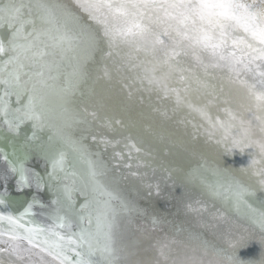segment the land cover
I'll return each instance as SVG.
<instances>
[{"label": "snow or ice", "instance_id": "6c2138e0", "mask_svg": "<svg viewBox=\"0 0 264 264\" xmlns=\"http://www.w3.org/2000/svg\"><path fill=\"white\" fill-rule=\"evenodd\" d=\"M76 5L101 28L93 29L83 23L81 17L63 4L47 0L29 3L0 0V29L6 33L0 37V86H3L0 117L9 133L19 135L21 126L30 122L33 131L27 138L29 141L38 140V133L47 130L51 133L49 141L58 138L81 159H86L85 146L53 123L51 103L56 96L61 112L68 110L72 98L88 82L89 59L97 51L102 52L104 44L109 49L126 46L127 61L142 73L141 79L165 94L177 93L178 101L180 97L171 86L173 83L183 84L185 92L207 89L210 70H219L230 84L245 89L248 110L253 111L256 127L264 133V12L253 11L242 0H76ZM106 55L111 56L112 52ZM104 74L108 76L107 71ZM193 85L197 87L193 89ZM201 115L210 119L204 112ZM228 116V122H217L225 131L238 127L246 134L254 132L251 120L241 119L236 125L232 123L236 117L231 112ZM260 150L264 153V144ZM4 159L8 161L7 156ZM65 159L66 153L60 150L52 160L50 178H57L54 175L57 168L64 170ZM8 163L11 172L19 176L18 187L33 186L29 173L35 178L37 190L45 186L40 174L26 168L23 162ZM87 163L84 186L63 188L68 213L75 211L74 193L78 192L85 201L75 220L67 214L57 217L56 226L67 228V233L55 232L50 226L49 235L41 241L36 237L45 229L27 228L22 236L13 232L12 239L27 240L56 264H120L124 250L116 247L118 209L127 211L128 207L123 201L117 203L119 198L101 183L99 178L106 174L103 165L91 159ZM212 174L221 175L218 170ZM259 174L264 176V170ZM259 184L264 190V178ZM208 187L238 211L250 212V219L264 232V210L252 208L246 198L253 197L255 192L236 180ZM7 219L18 223L11 216ZM74 226L76 231H72ZM203 244L223 256L227 264H255L257 260H241L237 251L215 248L207 241ZM260 256H264V250Z\"/></svg>", "mask_w": 264, "mask_h": 264}, {"label": "water", "instance_id": "95a60500", "mask_svg": "<svg viewBox=\"0 0 264 264\" xmlns=\"http://www.w3.org/2000/svg\"><path fill=\"white\" fill-rule=\"evenodd\" d=\"M29 2L33 1L24 0V3ZM5 34V31L0 29V37L5 36ZM218 72L220 71L218 70ZM248 79L253 82L251 77H248ZM2 93L3 86H0V94ZM93 93L95 94L94 91ZM12 102L15 104V97L12 98ZM129 107L118 106L117 108L122 113L119 114L120 112L116 111L118 114H115V119L111 120L113 121L111 122L113 126L103 124L102 121V125L98 124L100 128L97 129L98 131L95 134L92 132L95 130L94 126H82L76 119L72 118L68 120V116L64 115L65 112H61L59 105L52 107L53 111L56 110L53 123L62 127L72 140L85 146L88 154L86 159H81L78 153L73 152L71 148L60 142L58 138H53L49 141L48 136L51 133L47 130L38 133V140L29 141L27 138L32 135L33 131L30 122L21 126L19 135L9 133L3 123V117H0V200L4 201V203H0V233L12 238L13 232L22 236L27 228L45 229L43 233L36 237L41 241L49 235L47 229L50 226L55 232L67 233V228L56 226L59 224L57 217L67 214L75 220L80 205L85 201L84 197L80 196L78 192L74 193L75 211L68 213L67 202L63 194L64 186L68 185L77 189L84 186L89 169L87 159L100 164L99 161L102 159L109 161L113 158L111 162L103 165L106 174L99 179L107 191L119 198L117 203L123 201L128 207L127 211L122 207L118 209L119 215L117 219L119 227L116 234V247L124 250L121 253L120 264H145L148 259L145 260L146 262L140 263L139 258L149 255L146 252V247L156 250L158 245L161 246L163 243L166 249L171 250L173 247H169L170 240H172L171 243L177 240L180 245L190 246L198 251H200L201 246H204V241H207L209 245L215 248L231 251L225 242L210 237L209 233L203 229L183 222L179 218L180 215L182 216L181 213L172 212L169 209L166 211L164 206L170 205L165 203L166 200L158 198L155 194L157 192L170 193L168 190L163 191L158 184L155 186L154 182L156 179H162L178 187L176 189L182 199L173 202L167 200L173 205L171 208L179 207L183 203L181 201H193L196 204L207 207L214 214L223 216L227 221L239 224L256 237H264V232L260 231L252 223L250 219L252 214L250 212L236 210L231 203L225 202L228 200H225L223 196H221L220 200L207 196L201 190V187H209L201 181V177L202 175L210 176L211 181L208 182V185L217 183L218 179L216 177L227 182L231 180L240 182L250 191L255 192L253 197L246 198L249 201L259 200L261 208L264 205V194L260 195L250 187L247 181L242 180L235 174H231L234 172L230 173L220 163L215 162L219 166L209 164L208 161H205L197 154L176 147L172 140L167 138L169 135L164 129H159L157 125L154 126L153 122L147 119L148 117L141 110L138 112L130 105ZM114 109L116 110L115 107ZM137 113H142L147 118ZM95 114L100 119L109 117L99 115L97 111ZM117 121H119V124H115ZM89 122L93 123L92 120H89ZM39 145H43V148L39 147ZM90 148L92 149L90 150ZM136 149H139V151ZM60 150L66 153L64 170L61 171L57 168L54 173L57 178L52 179L49 177V173L53 172L52 160L58 157ZM25 154H27L26 159ZM5 156L8 157V161L23 162L26 168L39 173L45 186L37 190L34 184L35 178L29 173V179L33 186L18 187L17 180L19 176L11 172L8 161L4 159ZM129 163L143 165L146 169L143 170V174L148 179L141 184L139 183L140 185H132L133 187L128 191H122L125 188L119 185L121 180L114 174L117 171L119 175L121 173L118 172L120 171L119 167ZM213 170H218L221 175L214 176L212 174ZM132 171L130 169L128 172ZM110 183H113V192L108 188ZM141 193L151 195L149 200L140 201L134 197V195ZM101 199H107V197H101ZM54 201L57 202L54 203ZM29 205H31L30 208ZM9 216L18 221V223H10L7 219ZM21 216L23 217L22 219ZM19 225H23V227ZM76 230L77 228L74 226L72 231ZM16 241L29 245L28 241L24 239H16ZM252 252L250 250L245 252L239 249L237 250V256L241 260L260 258ZM257 253L260 254V252ZM149 256L153 258L152 253ZM0 264H14V262L7 260L4 263L0 261Z\"/></svg>", "mask_w": 264, "mask_h": 264}, {"label": "bare ground", "instance_id": "6f19581e", "mask_svg": "<svg viewBox=\"0 0 264 264\" xmlns=\"http://www.w3.org/2000/svg\"><path fill=\"white\" fill-rule=\"evenodd\" d=\"M32 1L34 2V0ZM47 2L66 5L81 17L83 23L91 25L93 29L101 28L100 25L88 19L87 13L78 8L76 0H47ZM242 2L251 5L253 11L264 12V4H262L261 0H242ZM102 48V52L97 51L88 61V82L81 87L77 95L72 98V103L67 106L68 110L64 115L68 116V120L72 118L76 119L82 126H94L95 130L92 132L95 134L98 131L97 129L100 128L98 124L102 125V121L103 124L113 126V123H111L113 121L111 120H114V115L118 114L116 111L120 112L119 114L122 113L117 108L118 106L122 105L130 108V105L138 112L141 110L148 118L143 116L142 113L137 114H142V117L152 121L154 126L157 125L159 129H164L169 135L167 138L172 140L176 147L197 154L205 161H208L209 164L219 166L218 164L220 163L230 173L234 172L231 174H235L242 180L247 181L250 187L260 195L264 194V190H261L259 184V181L264 178V176L259 174L264 170V159L260 157L258 152L251 149L246 150L243 155L239 150H234L232 156L226 155L231 147V142L223 139L225 129L221 128L219 123H217L218 121L228 122L230 119L228 113L231 112L236 117V120L232 121V123L238 125L241 119L251 120L256 137L260 138L262 136L259 128L256 127L257 122L254 119L253 111L248 110V101L243 87L237 84H230L224 78V74L218 72V70H210L212 71V76L207 78L209 84L207 89L201 88L199 91L191 90L185 92L183 84L173 83L171 86L177 89L180 97L178 101L177 93L169 92L165 94L159 88L149 85L147 81L141 79L142 73L138 69L132 68L127 61L129 50L126 46L120 45L109 49L107 44H104ZM108 51L112 52L111 56L106 55ZM68 70L70 71L71 69L69 68ZM105 71L108 72V76H105ZM192 87L195 89L197 86L193 85ZM56 105H59V100L56 96H53L51 106L55 107ZM96 111L99 115L109 117L100 119L95 114ZM201 112L206 113L210 119L201 115ZM93 113L95 115H92ZM89 120H92L93 123L89 122ZM115 124L119 123L115 122ZM231 131L236 134L239 129L234 127ZM252 159H255L257 163L254 166L247 167L249 160ZM111 160L105 161L102 159L99 163L104 165L111 162ZM215 162L218 164H215ZM241 166L246 167L241 170ZM130 169L133 171L128 172ZM119 170L118 172L121 173L118 175L117 171H115L114 175L121 180L119 185L125 188L122 191H128L133 187L132 185L141 184L148 179L143 174V170H146L144 166L137 163L120 166ZM152 172L155 173L154 171ZM107 177L111 179L109 176ZM154 183L155 186L158 184L163 191L168 190L170 193L157 192L155 194L158 198L166 200L165 203L170 205L164 206L166 211L169 209L172 212L181 213L182 216L180 215L179 218L183 222L205 230L210 237L221 240L226 244H228L229 240H235L239 236L249 237L250 241L246 247L241 248L242 251L247 252L250 250L260 257L257 252L261 253L264 249L255 241L260 238L251 234L239 224L229 222L223 216L214 214L207 207L196 204L193 201H181V203L185 204L182 203L179 207L171 208L173 205L167 200L173 202L182 199L176 189L178 187L162 179H156ZM108 188L113 192V183H110ZM116 189L121 191L119 188ZM149 196L151 195L144 193L134 195L140 201L149 200ZM186 203H190L194 210L189 212ZM171 241L169 244V247H173L171 250L166 249L163 243L161 246L158 245L156 250L146 247V252L149 255L152 253L153 258L149 255L147 257L143 256L139 258V262L143 263L148 259L145 264H188L189 257L200 254L197 249L180 245L177 240L173 243ZM7 260L13 261L14 264H56L51 257L40 249L0 233V261L4 263Z\"/></svg>", "mask_w": 264, "mask_h": 264}, {"label": "clouds", "instance_id": "9594fccd", "mask_svg": "<svg viewBox=\"0 0 264 264\" xmlns=\"http://www.w3.org/2000/svg\"><path fill=\"white\" fill-rule=\"evenodd\" d=\"M223 139L230 140L231 147L229 151L226 153L228 156L233 155L234 150H239V152L243 155L246 150L251 149L255 150L259 153L260 157L264 159V153L260 150V145L264 144V133L260 138H257L255 132L244 133L239 131L238 133L234 134L231 130L225 131ZM255 159L249 160L247 167L254 166L253 161ZM246 166H241L240 169L244 170ZM189 212L193 211L192 205L189 203L186 205ZM252 223L259 228V224L253 220ZM249 237L246 236H239L235 240H229L227 247L229 252L237 251L244 245L246 242H249ZM258 242L262 249H264V237L255 240ZM188 264H227L223 256L218 254L216 251L206 248L205 246H201L200 254L194 257L188 258ZM255 264H264V256H260L259 259L256 260Z\"/></svg>", "mask_w": 264, "mask_h": 264}, {"label": "rangeland", "instance_id": "374dc122", "mask_svg": "<svg viewBox=\"0 0 264 264\" xmlns=\"http://www.w3.org/2000/svg\"><path fill=\"white\" fill-rule=\"evenodd\" d=\"M260 2V1H259ZM261 2H262V4H264V0H261ZM217 179H218V183H220V184H226L227 183V181H225V180H223V179H220L219 177H216ZM201 181L203 182V183H205L207 186H208V182L209 181H211V178H210V176H208V175H202V177H201ZM201 190L205 193V194H207V196H211V197H214V198H216V199H221V196H216V195H214L213 193H212V191L209 189V188H206V187H201ZM223 189H221V191H222ZM225 202H229V201H225ZM249 202V204H251L252 205V208H254V209H259V210H262V208L259 206V200H251V201H248ZM229 203H231V202H229ZM232 204V203H231ZM233 205V204H232ZM234 206V205H233ZM234 208H235V206H234ZM236 209V208H235ZM237 210V209H236ZM242 212L243 211H245V210H241ZM246 212V211H245Z\"/></svg>", "mask_w": 264, "mask_h": 264}]
</instances>
